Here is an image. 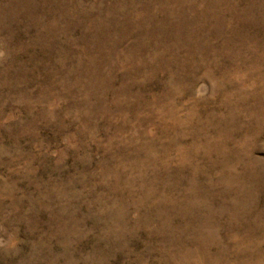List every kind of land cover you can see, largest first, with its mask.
<instances>
[{
    "label": "rangeland",
    "instance_id": "1",
    "mask_svg": "<svg viewBox=\"0 0 264 264\" xmlns=\"http://www.w3.org/2000/svg\"><path fill=\"white\" fill-rule=\"evenodd\" d=\"M0 264H264V0H0Z\"/></svg>",
    "mask_w": 264,
    "mask_h": 264
}]
</instances>
